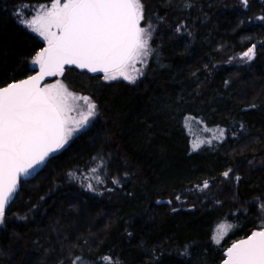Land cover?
<instances>
[{
	"label": "trees",
	"instance_id": "1",
	"mask_svg": "<svg viewBox=\"0 0 264 264\" xmlns=\"http://www.w3.org/2000/svg\"><path fill=\"white\" fill-rule=\"evenodd\" d=\"M48 1L0 0V87L45 47L17 9ZM141 3L150 54L135 83L63 71L99 113L21 181L0 264H220L264 225V0ZM222 223L235 230L216 243Z\"/></svg>",
	"mask_w": 264,
	"mask_h": 264
},
{
	"label": "snow or ice",
	"instance_id": "2",
	"mask_svg": "<svg viewBox=\"0 0 264 264\" xmlns=\"http://www.w3.org/2000/svg\"><path fill=\"white\" fill-rule=\"evenodd\" d=\"M242 3L247 7L248 0ZM143 19L141 0H51L42 15L22 21L47 41V47L33 60L39 65L37 75L0 87V223L21 176L30 175L49 154L63 148L95 114L88 97L74 95L59 81L41 88L40 81L75 65L103 71L105 80L123 77L134 82L129 69L138 71L135 63L150 54L151 31L140 26ZM242 55L251 61L254 46ZM69 101H83L86 113L81 112L79 119L70 116L74 103ZM207 187L205 182L203 188ZM261 228L233 243L223 264H264V225Z\"/></svg>",
	"mask_w": 264,
	"mask_h": 264
},
{
	"label": "rangeland",
	"instance_id": "3",
	"mask_svg": "<svg viewBox=\"0 0 264 264\" xmlns=\"http://www.w3.org/2000/svg\"><path fill=\"white\" fill-rule=\"evenodd\" d=\"M61 2H63V0H61ZM50 5H51V1H48V2H45V3L37 4V5H35V6H27V7H24V8H18L17 10H18V16H19L20 22L22 23V21H25V20H31V19H33L36 15H42L43 12L46 11L48 7H50ZM25 8H26V9H25ZM27 9H29L30 12H28ZM23 24H24L25 27H27L29 30H31L32 32H34L35 34H37L39 37H41V36L39 35V33L33 31V29H32L31 27H28L25 23H23ZM41 38H42L43 41L45 42V47H44V48H46V46H47V41H46L43 37H41ZM44 48H43V49H44ZM148 56H149V55H148ZM148 56H147L146 58H144V60H143L142 62H141V61H137V62L135 63V69H137L138 71H136V70H134V69H131V68L129 69V73H130L133 77H135L134 82H131V83H135V82H136V81H137V80L143 75V68H144V66H145V64H146V61H147ZM242 56H243V55H242ZM35 57H36V55H35ZM35 57L32 58V66H33L35 69H37V68L39 67V65L33 63V60H34ZM244 59H245V58H244ZM245 60H246V59H245ZM247 61H248V60H247ZM95 74H96V73H95ZM62 75H63V73H58V74L54 75V76H55L54 80H52L51 82L45 83V84L43 85V87H46L47 85H54V84H56L58 81H59L60 83H62L63 85L66 86V84H65L64 81L62 80ZM104 76H105V73H103V75H102L103 79H104ZM117 79H124V78H123V77H118ZM104 80H105V79H104ZM106 81H111V80H106ZM126 81H128V80H126ZM128 82H130V81H128ZM66 88H67V90H68L69 92L73 93V94L76 95V96L88 97L89 100H90V102L95 104V102L90 98V96H88V95H84V94H80V93H77V92H75V91H72V90H70L67 86H66ZM69 102H70V104H73V103H74V110H73L71 113H69L70 116H72V117H74V118H76V119H79V117H80V113H81V112H85V113H86L87 110H86V108L83 107V105H84V102H83V101H76V102L69 101ZM98 113H99V111H98L97 106H96V104H95V114H94L92 117L89 118V123H88L84 128L78 130L77 132H74V133L72 134V136L68 139V142H67V143L64 145V147L61 148L60 150L64 149V148L70 143V141H71L76 135H78L80 132H82L84 129H86L88 126H90V125L92 124L93 120H94V119L96 118V116L98 115ZM193 127H194V126H193ZM191 128H192V126H191ZM194 128H195V127H194ZM194 128H192V129L194 130V134H195V132H196L195 135H196L197 137H199V138H201V139H202V138H205V139L207 140V142H210V141H212V140H214V139L216 138L214 132L211 131V130H209V132H208V131L206 130V127H204L205 130H206V133H207V135H205V136L198 135V134H199V131H197V129H194ZM195 140H197V139H195ZM196 142L198 143V141H196ZM2 225H4V218H3V222L0 223V226H2ZM220 225H224L225 227H223V228H219L218 231H217L218 233H216V232L214 233V237H213V239H214V241H215L216 243H217V239H216V238H217L218 236L221 237V238L219 239V242H218V243H220V242L226 237L227 234H229L231 231H234V230H235L234 227H231V230H229L228 227H227L228 224H226V223H222V224H220ZM224 233H226V234H224Z\"/></svg>",
	"mask_w": 264,
	"mask_h": 264
},
{
	"label": "water",
	"instance_id": "4",
	"mask_svg": "<svg viewBox=\"0 0 264 264\" xmlns=\"http://www.w3.org/2000/svg\"><path fill=\"white\" fill-rule=\"evenodd\" d=\"M47 47V46H46ZM67 67H69V68H76L77 70H79L80 72H87V73H90V74H95V73H104L103 71H97V72H92V71H90L89 69H81V68H79V67H77V66H75V65H66L65 67H64V70H65V68H67ZM63 70V71H64ZM39 73V67L31 74V75H29V76H27V77H25V78H23V79H20V80H18V81H14V82H12V83H16V82H19V81H22V80H26V79H28L29 77H31V76H35V75H37ZM53 76H45L41 81H40V83H39V86L41 87V88H43V85L48 81V80H50L51 78H52ZM10 84V83H9ZM8 85V84H7ZM7 85H5V86H7ZM5 86H2V87H5ZM58 151V150H57ZM56 151V152H57ZM56 152H54V153H51V154H49V156L48 157H46L45 158V161L42 163V164H40L39 166H37L34 170H30V175H28V176H21V178L19 179V181H18V188H17V191H16V193H15V195L13 196V198H12V200H11V202L9 203V205L7 206V208L10 206V204L13 202V200H14V198H15V196L17 195V193H18V191H19V189H20V186H21V181H25V180H30V179H33L43 168H44V166L47 164V162H48V160L50 159V157L53 155V154H55ZM7 210V209H6ZM259 230H262V229H255V230H253V231H259ZM252 231V232H253ZM251 232V233H252ZM251 233L249 234V235H251ZM249 235H247L246 237H243V238H240V239H238V240H236L235 242H237V241H239V240H242V239H246ZM235 242H233V243H235ZM232 243V244H233ZM231 244V245H232ZM231 245L229 246V247H231ZM228 247V248H229ZM227 248V249H228ZM227 249L225 250V252H224V259L221 261V263L220 264H223V262H224V260L225 259H227Z\"/></svg>",
	"mask_w": 264,
	"mask_h": 264
}]
</instances>
